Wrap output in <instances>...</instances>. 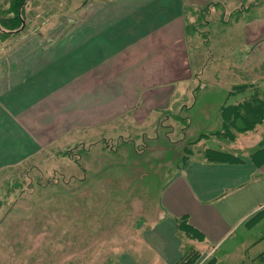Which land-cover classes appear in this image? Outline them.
I'll use <instances>...</instances> for the list:
<instances>
[{"label": "rangeland", "instance_id": "1", "mask_svg": "<svg viewBox=\"0 0 264 264\" xmlns=\"http://www.w3.org/2000/svg\"><path fill=\"white\" fill-rule=\"evenodd\" d=\"M87 1L95 0H25L19 26L1 25L0 57L31 34L68 27ZM12 2L0 0L3 20L15 18ZM208 3L184 7L183 52L195 76L177 86L170 106L75 130L0 171V264H163L157 249L166 238L182 239V253L199 248L196 264L212 258L264 264L257 262L264 252V219L251 229L244 223L215 254L205 251L214 245L206 236L187 237L174 223L161 227L172 215L177 221L182 211L198 212L196 201L183 193L184 179L175 180L189 160H203L207 147L242 158L264 140V122L235 132L233 139L212 135L221 128L220 109L230 90L264 80V62L255 56L247 31L264 16V0H212L203 12ZM250 52L254 58L248 63ZM242 97L236 93L228 103ZM261 184L264 196V180ZM217 222L211 240L229 227Z\"/></svg>", "mask_w": 264, "mask_h": 264}, {"label": "crops", "instance_id": "2", "mask_svg": "<svg viewBox=\"0 0 264 264\" xmlns=\"http://www.w3.org/2000/svg\"><path fill=\"white\" fill-rule=\"evenodd\" d=\"M210 1H87L68 27L31 34L5 50L0 57V171L35 157L75 130L170 106L177 86L195 76L183 52L184 7ZM247 31L255 56L264 62V16ZM251 52L248 63L254 58ZM249 156L238 163L191 159L175 178L184 179L183 193L199 205L198 214L182 212L214 244L208 253L215 254L264 204V163ZM225 200L227 206H219ZM172 216L161 227L174 223L177 228ZM209 219L214 227L218 220L229 227L211 240L215 229ZM179 239L166 238L157 249L163 264L182 255Z\"/></svg>", "mask_w": 264, "mask_h": 264}, {"label": "trees", "instance_id": "3", "mask_svg": "<svg viewBox=\"0 0 264 264\" xmlns=\"http://www.w3.org/2000/svg\"><path fill=\"white\" fill-rule=\"evenodd\" d=\"M25 0H13L12 11L15 13V18L3 20L0 13V29L1 25L9 29L17 28L22 21L21 8ZM211 4V3H210ZM210 4L202 7V11L206 12ZM12 33V32H10ZM261 81V82H260ZM259 82H251L243 84V86H235L230 90L228 99L236 93H243L241 99L235 102L228 103L227 101L220 109L221 113V128L220 130L212 133V135L224 138L233 139L234 133L237 131H248L256 127L257 124L264 122V80ZM246 89H249L246 91ZM239 121V124L237 123ZM163 122V121H161ZM161 125V123H160ZM186 126H190L189 123ZM255 163L262 165L264 163V140L259 146L254 148L250 154ZM203 158L207 162L214 163H238L243 162L244 159L237 156V154L226 151L224 149L207 147L203 151ZM187 162V161H186ZM264 219V209L255 212L245 223L246 228L251 229ZM178 228L185 236L195 238L200 241L205 239V232L197 227L190 219L188 213L177 216ZM201 250L195 247L186 249L180 258L172 264H196L197 260L201 257ZM264 252H261L257 257V262L264 263ZM206 264H222L217 262L216 258H212ZM224 264V263H223Z\"/></svg>", "mask_w": 264, "mask_h": 264}, {"label": "water", "instance_id": "4", "mask_svg": "<svg viewBox=\"0 0 264 264\" xmlns=\"http://www.w3.org/2000/svg\"><path fill=\"white\" fill-rule=\"evenodd\" d=\"M21 29V28H20ZM19 30V29H18Z\"/></svg>", "mask_w": 264, "mask_h": 264}]
</instances>
